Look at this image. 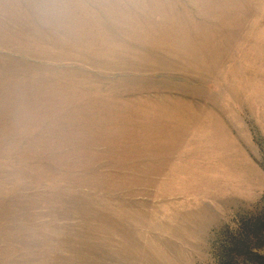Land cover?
Segmentation results:
<instances>
[{"label":"rangeland","instance_id":"rangeland-1","mask_svg":"<svg viewBox=\"0 0 264 264\" xmlns=\"http://www.w3.org/2000/svg\"><path fill=\"white\" fill-rule=\"evenodd\" d=\"M0 264H264V0H0Z\"/></svg>","mask_w":264,"mask_h":264}]
</instances>
